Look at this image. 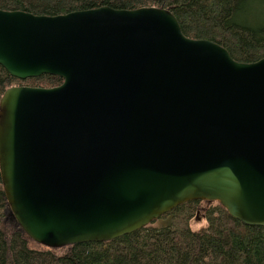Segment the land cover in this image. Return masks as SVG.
Here are the masks:
<instances>
[{"label": "water", "instance_id": "95a60500", "mask_svg": "<svg viewBox=\"0 0 264 264\" xmlns=\"http://www.w3.org/2000/svg\"><path fill=\"white\" fill-rule=\"evenodd\" d=\"M0 66L52 88L0 100V173L52 248L134 232L190 201L264 226V58L187 37L170 9L0 10Z\"/></svg>", "mask_w": 264, "mask_h": 264}, {"label": "trees", "instance_id": "16d2710c", "mask_svg": "<svg viewBox=\"0 0 264 264\" xmlns=\"http://www.w3.org/2000/svg\"><path fill=\"white\" fill-rule=\"evenodd\" d=\"M104 6L170 9L187 37L214 41L238 62L264 58V0H0L2 10L46 16ZM62 82L52 75L20 80L0 66V100L17 84L52 88ZM202 202L188 205L201 209ZM208 202L213 207L205 209L209 226L199 231L155 224L183 213L180 205L150 225L110 241L67 245L60 252L41 250L32 246L34 240L15 219H8L10 206L0 173V264H264V226L247 225L231 217L221 203ZM229 222L233 227L226 225Z\"/></svg>", "mask_w": 264, "mask_h": 264}, {"label": "rangeland", "instance_id": "374dc122", "mask_svg": "<svg viewBox=\"0 0 264 264\" xmlns=\"http://www.w3.org/2000/svg\"><path fill=\"white\" fill-rule=\"evenodd\" d=\"M25 86V85H22V84H17L15 86ZM199 201H204V200H196V201H193L194 202H199ZM192 201H190L189 203H191ZM207 202V203H206ZM189 203L187 204H183L181 208L183 213L181 214H177L176 216H170L168 218H166L165 220H162V221H159L157 223H155L156 225H167V226H171V227H175V226H178V227H184V226H189L190 228H194L196 226L197 223H199L201 220L203 219H206L208 221V219L206 218V212H205V209L206 208H209V209H212L213 207L211 206L212 204L209 203L208 201H204L202 202L199 206L201 209L197 208L194 204V206H190L188 205ZM217 202H214L213 205H215ZM220 203V202H218ZM195 207V208H193ZM226 209V208H225ZM228 212V211H227ZM229 213V212H228ZM207 214H209L207 212ZM230 215V214H229ZM231 216V215H230ZM232 217V216H231ZM8 219L10 220H13L12 219V214H11V211H9V214H8ZM158 220V219H157ZM156 221V220H155ZM227 223V222H226ZM225 223V224H226ZM209 224V223H208ZM227 226L229 227H233L232 224L229 222L228 224H226ZM226 226V227H227ZM32 246L34 248H38V249H41V250H45L47 249L46 246L44 245H41L37 242H34L32 243ZM61 249V248H60ZM60 249H56L57 252H60Z\"/></svg>", "mask_w": 264, "mask_h": 264}, {"label": "clouds", "instance_id": "9594fccd", "mask_svg": "<svg viewBox=\"0 0 264 264\" xmlns=\"http://www.w3.org/2000/svg\"><path fill=\"white\" fill-rule=\"evenodd\" d=\"M208 226H209L208 221L206 219H203L196 224V226L193 228V231H199L200 229L206 228Z\"/></svg>", "mask_w": 264, "mask_h": 264}, {"label": "bare ground", "instance_id": "6f19581e", "mask_svg": "<svg viewBox=\"0 0 264 264\" xmlns=\"http://www.w3.org/2000/svg\"><path fill=\"white\" fill-rule=\"evenodd\" d=\"M0 10H2V9H0ZM3 11H7V10H3ZM15 11H22V10H15ZM23 12H27V11H23ZM30 13V12H29ZM71 13V12H70ZM33 14V13H32ZM2 179V178H1ZM154 222V221H153ZM152 223V222H151ZM151 223H149V224H147V225H145V226H148V225H150ZM145 226H143V227H145ZM143 227H141V228H143ZM140 228V229H141ZM139 230V229H138ZM137 231V230H136ZM132 233V232H131ZM129 234V233H128ZM126 235V234H125ZM123 236V235H122ZM120 237V236H119ZM118 238V237H117ZM116 239V238H115ZM111 240H113V239H111ZM107 241H110V240H107ZM90 242H104V241H90ZM45 246V245H44ZM46 247H49V246H46ZM49 248H52V247H49ZM58 248H61V247H58Z\"/></svg>", "mask_w": 264, "mask_h": 264}]
</instances>
